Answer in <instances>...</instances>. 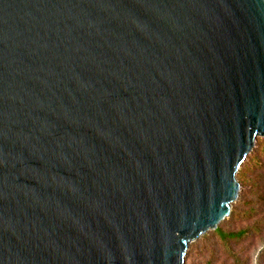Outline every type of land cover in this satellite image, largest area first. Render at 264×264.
Segmentation results:
<instances>
[{
	"label": "water",
	"instance_id": "1",
	"mask_svg": "<svg viewBox=\"0 0 264 264\" xmlns=\"http://www.w3.org/2000/svg\"><path fill=\"white\" fill-rule=\"evenodd\" d=\"M264 139V0H0V264H185Z\"/></svg>",
	"mask_w": 264,
	"mask_h": 264
},
{
	"label": "rangeland",
	"instance_id": "2",
	"mask_svg": "<svg viewBox=\"0 0 264 264\" xmlns=\"http://www.w3.org/2000/svg\"><path fill=\"white\" fill-rule=\"evenodd\" d=\"M254 149L256 152L259 146L256 144ZM251 179L258 180L260 187L247 188L232 206V211L236 210L240 215L234 217L231 214L219 228L225 232L246 231L243 239L231 243L232 250L244 264H264V170ZM214 232H209L207 238L190 247L185 264H206L211 259L214 264H233Z\"/></svg>",
	"mask_w": 264,
	"mask_h": 264
},
{
	"label": "trees",
	"instance_id": "3",
	"mask_svg": "<svg viewBox=\"0 0 264 264\" xmlns=\"http://www.w3.org/2000/svg\"><path fill=\"white\" fill-rule=\"evenodd\" d=\"M256 144L259 146V149L256 152L254 149L251 154L246 157L237 176V180L242 186V192L239 194L240 197L245 190H247V188H258L261 185L258 180L251 179V177L256 175L259 171L264 170V139H258ZM247 162L249 163L247 164ZM261 199H263V196ZM232 214L234 217L240 215V213L236 210L234 212L232 211ZM219 226L215 232L213 231V234L215 235V238L219 240L220 245L223 246L225 254L233 261V264H244V262L241 261L232 250L231 243L243 239L247 232L243 230L238 232H225L221 230ZM207 236L208 235L203 236L200 241L207 238ZM206 264H214V262L211 259Z\"/></svg>",
	"mask_w": 264,
	"mask_h": 264
}]
</instances>
